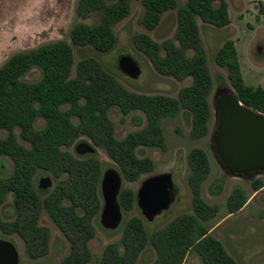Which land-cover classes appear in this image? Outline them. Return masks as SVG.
Returning <instances> with one entry per match:
<instances>
[{
    "label": "trees",
    "instance_id": "1",
    "mask_svg": "<svg viewBox=\"0 0 264 264\" xmlns=\"http://www.w3.org/2000/svg\"><path fill=\"white\" fill-rule=\"evenodd\" d=\"M131 1L77 0L76 15L87 18L98 14L95 23L77 22L70 30V42L58 40L16 52L0 66V131L5 132L0 136V157L9 156L13 162L12 173L0 176V205L11 192L17 213L13 221L3 220L0 214V232L18 234L30 258L47 252L49 232L37 223L36 213L44 206L70 242L61 264H86L92 259L87 242L92 236L90 220L100 207V165L96 158L74 157L63 150L64 146L80 136L91 138L116 163L121 177L131 181L153 168L148 157L137 158L134 150L140 145L163 148L162 119L183 109L190 117L188 138L203 137L208 131L213 79L195 18L215 27L227 25L224 0H185L182 4L177 0H138L142 7L139 22L146 30H153L164 12L174 11L171 38L157 43L146 33L137 32L131 40L158 74L177 80L190 78L175 97L129 91L93 56L81 58L73 72V45L91 46L99 53L111 51L115 44L113 26L129 14ZM214 60L225 68L237 99L264 114V88L244 84L232 40L223 41ZM31 69L39 71L38 80L24 79ZM112 107L122 115L140 112L142 117L136 115L132 120L138 125L143 119V125L116 138L108 116ZM38 117L44 119L39 129L34 125ZM18 138L29 145L24 146ZM186 162L192 212L176 214L149 236L140 217L129 218L118 241L104 248L99 264H134L146 241L155 253L148 264H182L189 252L197 254L200 264H237L205 224L217 213V206L205 203L199 193L209 170L205 152L191 148ZM38 168L57 177L63 175L58 189L43 204L31 193V175ZM248 181L253 192L264 186L258 177ZM62 196L69 198L71 206H60ZM246 199L240 187H233L225 200L227 214L239 210ZM117 201L122 209H130L133 192L120 189ZM77 209H82L81 214Z\"/></svg>",
    "mask_w": 264,
    "mask_h": 264
},
{
    "label": "rangeland",
    "instance_id": "2",
    "mask_svg": "<svg viewBox=\"0 0 264 264\" xmlns=\"http://www.w3.org/2000/svg\"><path fill=\"white\" fill-rule=\"evenodd\" d=\"M184 1L177 0L179 4ZM224 1L227 4V25L215 27L202 22L198 17L195 18L208 71L213 79L212 87L214 88L219 83L216 80H220L232 90L226 79L225 68L218 66L214 60L216 50L226 39L233 41L244 84L251 86L262 84L264 86V0ZM76 3L77 0H0V66L16 52L27 51L41 44L58 40L70 42L69 33L75 23L92 24L98 20V14H92L87 18L78 17L75 12ZM141 13L142 7L139 1L132 0L129 14L113 26L115 44L111 51L99 53L91 46L73 45V72L76 63L81 58L93 56L98 58L104 68L125 89L136 93L175 97L181 86L189 84L190 78L177 80L171 76L158 74L148 58L134 47L131 40V36L137 32L146 33L157 43L171 38L175 27L174 11L164 12L153 30H146L140 24ZM121 54H128L136 61L140 70L136 78H129L115 66V60ZM39 78L40 73L37 69H31L24 77L27 81H36ZM136 115L142 117L138 111L122 115L116 107L109 110L108 116L112 121L113 134L116 138H122L129 131L137 129L132 120ZM213 124L211 110L206 135L190 139L187 136L190 117L186 110L182 109L173 117L162 119L163 148L140 146L136 150L138 156L149 157L153 168L142 173L135 180L127 181L121 178L120 189L129 188L135 191L142 178L159 172H170L172 183L176 188L174 200L167 210L155 216L151 221L145 220L136 207L121 208L120 223L115 229L110 230L102 227L99 221L102 206L100 195V207L90 220L92 236L87 242L92 259L86 264H99L98 259L104 248L109 243L118 241L124 224L133 216L141 218L142 226L149 236L176 214L192 212L191 194L186 182L188 172L186 155L194 147L205 152L209 166L208 174L200 184V197L205 203L217 206L216 215L205 222L206 226L210 227V234L220 241L237 264L264 263V187L253 194L249 179L229 176L221 171L209 148V137ZM34 125L38 129L41 128L44 125V119L38 117L34 121ZM4 135L5 132L0 131V136ZM18 140L24 145H28L21 138ZM78 140L90 141L85 136H81ZM95 149L92 157L99 162L101 172L110 167L119 172L117 165L104 149L98 146H95ZM68 150L72 151V148L70 147ZM86 157L88 156L83 158ZM10 170L9 158L1 156L0 176H7ZM40 173L43 174L41 171L35 173L34 180ZM253 177L264 181V173ZM57 180L58 178L52 177V187L47 193L53 189ZM233 187H240L247 199L239 210L227 214L225 200ZM44 195L46 194H41L42 197ZM76 212L81 214L82 209H77ZM0 214L1 218L6 221L14 217L15 213L9 195L0 205ZM38 223L48 229L49 236L47 252L37 258H30L26 254L24 244L17 234L0 232V237L14 243L19 252V264H61L62 259L69 252V240L43 211L39 214ZM117 248L121 251L120 246ZM154 256L153 248L146 241L134 264H148L154 259ZM182 264H200V259L195 252H189L184 257Z\"/></svg>",
    "mask_w": 264,
    "mask_h": 264
},
{
    "label": "water",
    "instance_id": "3",
    "mask_svg": "<svg viewBox=\"0 0 264 264\" xmlns=\"http://www.w3.org/2000/svg\"><path fill=\"white\" fill-rule=\"evenodd\" d=\"M117 69L136 78L139 67L128 54L115 60ZM214 119L210 135L213 157L221 171L229 176L251 179L264 173V114L242 104L236 94L223 82L216 84L210 96ZM79 152L92 153L94 148L87 142L78 144ZM42 186L50 185L43 178ZM121 177L114 168L104 170L100 179L102 207L99 221L105 229H115L121 220V211L116 196ZM176 195L170 172L151 174L139 182L135 192V204L141 216L151 221L168 209ZM0 264H19V254L14 244L0 238Z\"/></svg>",
    "mask_w": 264,
    "mask_h": 264
},
{
    "label": "flooded vegetation",
    "instance_id": "4",
    "mask_svg": "<svg viewBox=\"0 0 264 264\" xmlns=\"http://www.w3.org/2000/svg\"><path fill=\"white\" fill-rule=\"evenodd\" d=\"M210 104H211V102H210ZM212 110V109H211ZM143 120V119H142ZM142 120H141V123L140 124H138V125H135L136 127H137V129H138V127L139 126H142ZM143 122H144V120H143ZM136 129V130H137ZM130 132V131H129ZM212 132V131H211ZM210 135H211V133H210ZM125 136V135H124ZM81 137V136H80ZM79 137V138H80ZM85 137H87V136H85ZM79 138H77L71 145H69V146H64L63 147V150H66V151H68L71 155H73L74 157H76V158H78V159H88V158H94V157H92L93 156V153L96 151V149H95V146H97V145H95V143L92 141V139L91 138H89V137H87V138H89V140L90 141H85V140H78ZM209 141H210V137H209ZM20 142V141H19ZM25 143H27L28 144V142H26V141H24ZM81 142H87V143H89L93 148H94V152H92V153H89V152H87V153H81V152H79V149L81 148V147H79L78 146V144L79 143H81ZM21 143V142H20ZM21 144H23V143H21ZM24 145V144H23ZM29 145V144H28ZM27 145V146H28ZM24 146H26V145H24ZM140 146H142V145H140ZM140 146H137L136 148H135V150H134V154H135V156L137 157V158H142V157H147V156H138L137 154H136V150L140 147ZM72 148V151H70V150H68L69 148ZM98 147H100V146H98ZM144 147H147V146H144ZM102 148V147H101ZM209 148H210V150H211V153H212V146H211V144L209 145ZM102 149H104V148H102ZM105 151V150H104ZM106 152V151H105ZM107 153V152H106ZM107 155H108V153H107ZM212 155H213V153H212ZM85 156H88V157H86V158H83V157H85ZM109 156V155H108ZM5 157H7V158H9V160H10V162H11V170H10V172H9V174L7 175V176H9L11 173H12V171H13V162H12V160H11V158L9 157V156H5ZM110 157V156H109ZM111 158V157H110ZM149 158V157H148ZM112 159V158H111ZM113 161V160H112ZM115 163V162H114ZM116 164V163H115ZM118 167V166H117ZM110 168H112V167H110ZM107 169V168H106ZM37 171H41V172H43V174L42 173H40L37 177H36V179L34 180V175H35V173L37 172ZM103 172H104V170L101 172L100 171V179H101V176H102V174H103ZM119 174H120V172H118ZM141 175V174H140ZM139 175V176H140ZM7 176H4V177H7ZM138 176V177H139ZM52 177H55V178H58V180H57V182H56V184H55V186L53 187V189L50 191V192H48L47 193V191L52 187ZM120 177H121V174H120ZM43 178H47L48 179V181H50V185H47V186H45V187H43L42 186V179ZM61 178H63V175H61L60 177H57V176H55L53 173H51L50 171H48V170H44V169H40V168H38V169H35L34 171H33V173H32V175H31V179H30V183H31V193L33 194V196H35L36 198H39V200L41 201V203L43 204V200L45 199V198H47L48 196H50L56 189H58L57 188V186H58V184H59V181L61 180ZM122 178V177H121ZM137 179V178H136ZM143 179V178H142ZM135 180V179H134ZM128 181V180H127ZM141 181V180H140ZM139 181V182H140ZM121 185V184H120ZM139 185V184H138ZM138 187V186H137ZM129 189V188H128ZM137 189V188H136ZM99 190H100V180H99ZM131 190V189H130ZM119 191H120V188H119ZM119 191H118V193H119ZM132 192H133V195H134V204H133V206L132 207H136V204H135V192H136V190L135 191H133V190H131ZM42 193H45L46 195H44L43 197L41 196V194ZM10 196L11 197V205H12V208H13V210H14V217L11 219V220H9V221H13L15 218H16V215H17V213H16V209H15V207H14V204H13V193H11V192H9L8 194H7V196ZM100 195H101V192H100ZM6 196V197H7ZM117 196H118V194H117ZM117 196H116V199H117ZM101 198H102V196H101ZM6 199V198H5ZM4 199V200H5ZM67 202V203H64V202ZM4 202V201H3ZM118 202V201H117ZM102 203H103V201H102ZM60 206L61 207H64V206H71V202H70V200H69V198L68 197H65V196H62L61 198H60ZM118 205H119V203H118ZM102 207V206H101ZM119 207H120V205H119ZM131 207V208H132ZM137 208V207H136ZM138 209V208H137ZM139 210V209H138ZM41 211H43L45 214H46V216L47 217H49L52 221H54L53 220V218L50 216V214H49V212L47 211V209L44 207V206H40L39 208H38V210H37V223H38V219H39V214H40V212ZM120 211H121V207H120ZM140 212V211H139ZM78 214V213H77ZM6 221V220H5ZM55 222V221H54ZM39 224V223H38ZM40 225V224H39ZM57 225V224H56ZM42 226V225H41ZM16 234V233H15ZM18 235V234H17ZM19 236V235H18ZM20 237V236H19ZM0 238H2V237H0ZM3 239H5V238H3ZM8 240V239H7ZM22 240V239H21ZM10 241V240H9ZM12 242V241H11ZM22 242H23V244H24V241L22 240ZM13 243V242H12ZM14 244V243H13ZM15 246V245H14ZM16 247V246H15ZM17 249V248H16ZM18 254H19V252H18Z\"/></svg>",
    "mask_w": 264,
    "mask_h": 264
},
{
    "label": "crops",
    "instance_id": "5",
    "mask_svg": "<svg viewBox=\"0 0 264 264\" xmlns=\"http://www.w3.org/2000/svg\"><path fill=\"white\" fill-rule=\"evenodd\" d=\"M258 85H260L261 87L264 88V86H263L262 84H258ZM263 187H264V186H262L259 190L263 189ZM257 191H258V190H257ZM257 191H254V192H257ZM254 192H253V194H254ZM242 206H243V205H242Z\"/></svg>",
    "mask_w": 264,
    "mask_h": 264
}]
</instances>
